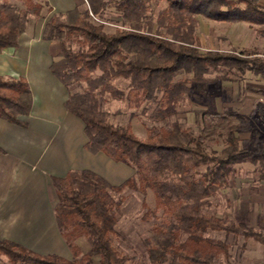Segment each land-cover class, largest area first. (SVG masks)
<instances>
[{
	"label": "trees",
	"instance_id": "16d2710c",
	"mask_svg": "<svg viewBox=\"0 0 264 264\" xmlns=\"http://www.w3.org/2000/svg\"><path fill=\"white\" fill-rule=\"evenodd\" d=\"M152 1L86 0L85 7L53 13L46 20L42 38L59 43L49 69L67 90L64 109L83 122L84 149L122 162L133 173L119 185L91 170L51 177L54 217L71 259L40 255L2 240L0 255L10 264H92L94 257L99 264H128L131 257L114 241L125 190L153 195L152 210L142 202L146 217L155 219L143 241L150 264H217L215 258L227 256L228 245L207 237L209 232L253 237L264 244L260 233L242 223L226 225L210 212L211 200L226 187L235 164H257L264 177V150L242 147L235 135L243 116L200 110L196 134L169 121L193 94V85L207 83L213 73L223 77V67L225 73L242 69L264 76L263 57L201 51L196 34L199 16L264 25V5L261 0H161L165 6L154 11ZM43 10H52L47 0H0V53L17 48L29 16L40 17ZM109 22L114 24L111 30ZM121 80L127 82L125 88L117 85ZM111 100H124L164 124L145 126V138H139L130 123L114 121L120 110L108 109ZM31 106L28 80L0 74V119L26 127L20 117ZM223 137L220 150L207 149L206 143L223 142ZM78 239L87 242L86 254Z\"/></svg>",
	"mask_w": 264,
	"mask_h": 264
},
{
	"label": "rangeland",
	"instance_id": "374dc122",
	"mask_svg": "<svg viewBox=\"0 0 264 264\" xmlns=\"http://www.w3.org/2000/svg\"><path fill=\"white\" fill-rule=\"evenodd\" d=\"M261 3L264 5V0H261ZM85 6L86 1L82 0L81 7ZM164 6V1H152L154 11ZM48 16L46 10L42 11L40 17L29 16L26 32L35 34L36 28ZM111 17V21L114 22L116 15ZM198 18L196 34L201 51L215 50L242 58L252 56L264 58V34L261 31L264 25L248 22H217L202 16ZM113 27V23L107 24L108 30ZM15 55L14 52L11 56L15 57ZM0 66L5 68L3 64ZM35 69V66L31 65L30 74L34 73ZM225 71L226 67H223V77L213 73L208 75L207 83L194 84L193 94L187 95L184 104L178 109V114L171 116L169 121L189 126L196 134L201 128V116L198 113L200 110L223 114L236 113L243 116L239 119L241 127L235 132L239 144L251 150L263 151L264 76L242 69H231L226 73ZM8 72L0 71V74L15 76V73ZM33 77L36 75L30 78ZM126 83L121 80L117 85L125 88ZM107 107L111 112L119 109L120 113L114 116V121L119 124L130 123L134 133L142 139L145 138V126L158 127L164 124L162 121L150 120L148 117L150 112L143 113L141 109L128 107L124 100H111L107 103ZM224 144L223 137V142L221 139L210 141L206 143V147L208 150L218 151ZM99 155L97 156L107 159V162L105 161L107 164L101 162L100 158L94 162L107 175L108 182L112 185H119L120 177L132 172V168L126 164L115 162L103 154ZM92 168L94 167H91V170ZM101 170L95 171L101 174ZM123 195L124 214L119 218L116 226L115 244L122 253L131 257L128 264H150L143 241L150 236L155 219L146 217V208L142 207V202L152 210L153 195L148 191L144 197H141L130 190L123 191ZM211 203L210 212L221 218L224 224L242 223L264 237V177L257 172V164L251 162L235 164L234 172L228 179L226 187L217 193ZM206 236L228 245L227 256L220 255L215 258L217 264H264V244L253 237L244 239L242 236L222 231L209 232ZM96 260L98 259L94 257L92 264H99ZM0 264H10V261L6 256L0 255Z\"/></svg>",
	"mask_w": 264,
	"mask_h": 264
},
{
	"label": "crops",
	"instance_id": "0c3cea01",
	"mask_svg": "<svg viewBox=\"0 0 264 264\" xmlns=\"http://www.w3.org/2000/svg\"><path fill=\"white\" fill-rule=\"evenodd\" d=\"M47 1L52 8L48 18L82 6V0ZM48 18L35 34L25 30L17 48H6L0 53V64L5 66H0V71L24 76L32 93L31 110L20 117L27 122L26 127L0 119V241L13 242L40 255L71 259L54 217L56 197L51 177L94 167L91 171L109 179L94 162L102 153L91 154L83 147V122L64 109L67 90L49 69L59 53V43L42 38ZM31 65L36 68L32 74ZM34 74L36 77L31 79ZM102 158L101 162L107 164V159ZM132 173L120 177L119 184ZM76 244L82 254L89 251L84 239H78Z\"/></svg>",
	"mask_w": 264,
	"mask_h": 264
},
{
	"label": "built area",
	"instance_id": "2783aa9c",
	"mask_svg": "<svg viewBox=\"0 0 264 264\" xmlns=\"http://www.w3.org/2000/svg\"><path fill=\"white\" fill-rule=\"evenodd\" d=\"M86 1V0H85Z\"/></svg>",
	"mask_w": 264,
	"mask_h": 264
}]
</instances>
